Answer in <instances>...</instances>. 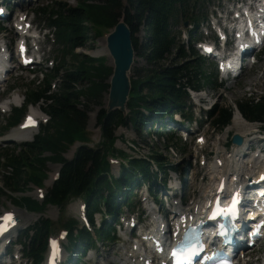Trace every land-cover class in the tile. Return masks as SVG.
Wrapping results in <instances>:
<instances>
[{
	"label": "trees",
	"instance_id": "1",
	"mask_svg": "<svg viewBox=\"0 0 264 264\" xmlns=\"http://www.w3.org/2000/svg\"><path fill=\"white\" fill-rule=\"evenodd\" d=\"M209 1L80 0L75 7L59 4L55 8H40L48 25L56 28V39L61 45L59 61L44 76L42 85L28 87L24 105L14 109L7 126L19 121L28 103L39 101L43 102L42 108L50 120L41 126L31 142L21 143L13 149L0 148V171L4 172L0 174V201L7 197L17 207L42 213L48 205L60 210L70 198L82 196L89 205L88 216L92 223L95 212L103 214L96 229L95 242L114 240L118 214L122 207L129 208L133 188L145 182L152 191L157 180L164 185L169 170L175 168V164L163 158L161 153L151 151L148 157L130 156L127 164L120 166L117 176H108L107 157L115 153L126 155L115 148L118 139L116 128L130 125L140 136L151 129L152 123L159 124L158 137L163 135L167 144H173V139L178 137L172 129L163 133L164 123L173 121L175 111L186 115V119L192 118V113L185 110L189 95L181 85V78L184 77V82L194 89L205 84L219 86L215 75L203 70L204 60L194 49L189 45L187 51L179 43V31L174 29L187 21L191 25L189 37L195 36L197 27L206 19L205 3ZM120 18L125 20L131 31L135 56L141 58L146 66L136 68V77H130L131 90L125 115L118 110L107 112L103 107L99 108L96 122L101 138L92 148L82 142L87 139V105L81 100L87 103L101 100V93L108 89L109 84L105 80L111 75L112 67L105 64L103 57H93L75 49L85 47L92 36L101 35L102 30L111 28ZM90 27L94 29L93 34ZM55 78H59V86L56 91L49 92L50 82ZM83 82L88 84L82 86ZM248 99L235 102L240 114L250 120L264 121V96L256 102ZM231 111L230 107L217 102L207 114L213 125L221 128L230 121ZM76 141L82 144L73 156L70 159L63 157V153ZM48 161L61 166L44 199L38 202L31 196L14 195L30 184L41 185L47 176ZM52 227V220L40 215L23 230V251L33 264L42 260L45 238ZM61 227L67 230V248L71 251L68 264H80L79 260L86 251L95 246L94 238L86 228H78L74 219L64 220Z\"/></svg>",
	"mask_w": 264,
	"mask_h": 264
},
{
	"label": "rangeland",
	"instance_id": "2",
	"mask_svg": "<svg viewBox=\"0 0 264 264\" xmlns=\"http://www.w3.org/2000/svg\"><path fill=\"white\" fill-rule=\"evenodd\" d=\"M79 1L80 0H27L21 5V7L25 10H28L31 13V15L34 16L35 24H37L38 26L46 27L47 19L41 17L42 13H38V8L40 7H46V8L54 7L55 8L59 4L68 5L70 7H75ZM228 1L231 2L232 0H228ZM219 6L223 7V10L229 7L227 4V0H210L209 3H206L208 14L214 13L216 9L218 10ZM14 8H15V11H18L20 9L19 6H14ZM0 26H1L0 27V37L5 36L6 37L5 41L9 45H11V49H13L14 47L13 40L16 39V35L12 31L10 24L6 22L5 20H3ZM90 29L92 31L91 32L89 30L90 33L93 34L94 29L92 27H90ZM203 29L204 31L206 30L204 26H203ZM199 31H200V28L198 29L197 37L200 35ZM202 34L205 37V34L203 32ZM137 35L140 36V33H138ZM103 39H104V35L92 36L91 40H88L85 47L77 48L75 51L80 52V53H86L94 57L102 56L103 57L102 60H104L105 64L108 66H111V59L109 55L107 54L106 50L105 52L96 54L97 50L102 49V47L105 48ZM40 40H41L42 51L45 55V58L47 59V60L45 59L46 60L45 67H48L49 60L57 59L55 58V56L60 53L59 50L61 49V45H58V43L57 44L54 43V39L52 35L41 36ZM259 56H260V61L256 63L255 65L244 69L243 73L241 74L239 78L235 80L231 79V80L225 81L223 85L219 87L218 89H214L211 87H204L201 90V92H197L196 95L198 96H195L194 94L191 99V103L194 105V109L192 110L193 117H195L194 119L198 120V116L200 115L201 119L203 120L202 123L205 122L206 117H204V113L201 111L198 105L194 104V102L201 100L200 97L207 98L209 97V95H211L210 101L214 102L216 100L217 102L225 106H229L233 108V114H236L235 105H233L236 101H239L241 99H246V98L253 99L255 97H259L260 95L263 96L264 95V74L261 75L262 73L261 71H263L261 66H262V63L264 62V46L261 52L259 53ZM12 66L14 67L11 68V71L9 73L7 80L0 87V102L3 99L11 97L13 95H16L18 99V101L15 103L16 105H11L8 108V110L5 112L0 111V148L7 147L9 149H13L18 143H20V141H15V142L12 141L13 139L9 138L11 130L4 132L3 131L4 129L2 127L5 125L6 120L8 119V116L10 119V115L13 114L14 109L19 107V105L23 102L24 97H25V91L28 89V87L30 86L35 87V88L39 87L44 78L43 76L44 72H48V70H44L45 69L44 66H42L40 69H37V70H25L24 68H21L20 66H15V63ZM145 66L146 65L144 61L141 58L135 56L134 62L130 69V77H136L135 75L136 68H141ZM211 67H212L211 62H209L208 60H205L203 64V69L206 71V73H208L211 70ZM40 72H42V75ZM105 81L108 83V79H106ZM52 83H55V87L54 88L51 87L50 92L57 90L59 86V80L56 79L52 81ZM87 84H88L87 82H83L82 86H86ZM106 94H107L106 90L101 93V100L99 102L91 101L87 103L85 100H81L83 103L87 105V122H86V134H85L87 139L86 141H82V142H84L87 146L92 147V148L97 146V143L101 138L100 130L96 122V114L100 107L105 108L104 105L106 101ZM200 103L202 102L200 101ZM204 103L206 105L208 104L206 101ZM42 107L43 105L41 101L36 105L27 104L25 112L31 111L32 108L34 110L40 109L43 112L44 110L42 109ZM80 108L83 109L84 107L80 106ZM42 118H44V114H42ZM189 125H191L192 128L194 129L195 127L194 123L193 124L190 123ZM198 126H199V123H198ZM240 128H244V127L242 126V127H239L238 129ZM147 129L148 127H146V130ZM177 131L180 135H181V132H183V130L182 131L177 130ZM248 131H250V128L247 127L246 132ZM37 132H38V128L32 132L33 136L37 134ZM217 132H218L217 130H213L212 127L207 122H205L202 126H200V133H199L200 135L204 136L205 142L203 145L202 143H196L195 141L196 136L199 134L189 136L186 139L183 138L184 136L182 135L181 136L182 138L178 137L176 140H174V144L169 145L174 150L170 152L168 151L169 146L167 148H164L165 147L164 143L161 140L159 141L157 137H152L150 134H147L149 133L148 131L146 132L144 131L142 135L139 136L135 132V130L130 125H128L124 128L123 127L116 128L115 135L119 137V140L116 141L115 147L118 150L125 151L126 153H128L127 155H132V156H138V155L147 156V155H150L151 151H157L161 153L163 158H167V160L175 164V168L177 169L178 174H180L181 169H184V168L186 170L188 169V173H185L182 175V172H181L182 179L185 181V184H184V190L180 194L181 198L184 199L186 202H188L192 200L193 198L200 200L201 195L203 194V190H206V192H208V189H210L209 186L211 185L210 183L211 176L209 174V168H208L209 165L207 164L208 166L207 165L201 166V161L199 163V157L194 159V155L197 154L199 151L207 153L209 155V158H208L209 163L214 159V157L216 156L221 157L222 156V153H221L222 145L219 143L226 141V137H224L223 134L217 135ZM233 132L235 133V130ZM16 139L22 140L24 138L16 137ZM132 142H134L135 144L134 148H131ZM80 144H81L80 142H75L73 145H71L68 148V150L65 152L64 157L67 158L69 156L68 158H70V156H72V152H74L76 148L79 147ZM252 145L253 143L251 142L250 146ZM255 148L256 146L254 145L253 148L249 151L250 155H248V157L246 156V158L244 159L251 158V154L253 151H255ZM228 150L230 151V149ZM228 154L230 155L231 153H228ZM114 156L116 155L114 154ZM116 158H119V157H116ZM236 160L237 159H235L236 163H234V161L233 160L231 161L230 159L226 160V163H225L227 164L226 167L229 168L230 170L234 168V166L238 162ZM252 164H253V169H255V171L258 170V168H260V166H258L260 164V161H258L257 163L255 161V163H252ZM58 168H59V164L57 162L48 161L46 164V170H45L47 177L43 180L41 188H37L36 186L30 184L24 187L22 191L14 193V195L16 196H20V195L29 196L30 195L35 198L36 197L39 198L38 191L45 193L46 189L51 185L50 181L54 173L58 170ZM117 170H118L117 163L112 164L111 175H114V176L117 175ZM2 173H4L3 170L0 171V174ZM174 174H175L174 172L170 171L168 174V178L174 177L175 176ZM157 183L158 185H160L159 180L157 181ZM168 201L170 202V200ZM134 202L138 204L139 210L140 209L142 210V204H141L138 194L135 195ZM165 204L167 205L168 203H165ZM76 205L77 204H75L74 206L68 205L66 206L65 210L61 212L59 211V209H57V207L49 206L42 212V214L44 216L51 218L54 223L55 229H58L64 219H66L67 217L77 216L76 213L72 210L74 207H76ZM3 209L13 210L17 214V216L19 214H22L24 216L23 217L21 215L19 217L20 219L19 226H18L19 229L24 228L26 225L32 224L39 216L38 213H30V212L25 211L23 208L13 206L9 202L7 197L1 198L0 212ZM124 211H125L124 214L128 212L126 210ZM134 211H135L134 215L138 214L137 208ZM141 217L144 220L142 224H140V226H143L145 224L148 225L150 223V218L145 216V212L143 213ZM97 220H99V218ZM118 223H119V226H117V228L122 226L120 225V220ZM137 228L138 227L133 229V231L134 230L137 231ZM54 232L55 230L53 231V233ZM119 235H120V238L118 237L115 242L107 241L103 243H98L96 247L89 250L86 253V255L82 259H80V262H81L80 264H104L105 261L102 259H104L105 257L107 258L108 256L112 257L111 258L112 261L109 264H121L119 260V257H120L119 253H120V250L122 249V245L127 246V247L129 246V243L125 242L123 239L127 238L128 240H131V241H134V240L128 237V232H125V235H124V232L122 231V229L121 230L119 229ZM17 239H18V233L15 230L11 234L10 240L16 241ZM63 243H66V240H64ZM258 250L260 249L255 248L252 251V253H250V255L245 257L244 261L249 259L251 260L253 264V262L256 260L258 264H264V259H262L264 255L263 253H261V251H260V254H258L259 252ZM12 251L14 255L11 258L12 264H29L28 262L23 260V258L15 259L21 253V246L16 245L12 249ZM240 264H243V262H241Z\"/></svg>",
	"mask_w": 264,
	"mask_h": 264
},
{
	"label": "water",
	"instance_id": "3",
	"mask_svg": "<svg viewBox=\"0 0 264 264\" xmlns=\"http://www.w3.org/2000/svg\"><path fill=\"white\" fill-rule=\"evenodd\" d=\"M105 48L111 59L112 73L108 78V100L104 105L107 112L118 110L127 113L126 102L131 90L130 69L135 52L131 40V31L123 18H120L107 32ZM232 141L240 144L242 138L235 134Z\"/></svg>",
	"mask_w": 264,
	"mask_h": 264
},
{
	"label": "bare ground",
	"instance_id": "4",
	"mask_svg": "<svg viewBox=\"0 0 264 264\" xmlns=\"http://www.w3.org/2000/svg\"><path fill=\"white\" fill-rule=\"evenodd\" d=\"M258 4H262L261 2H259ZM33 34H35V32H33ZM104 41V40H103ZM104 44H105V42H104ZM105 50H106V48H104V47H102V49H100V50H97V53L96 54H100L101 52H105ZM106 52H107V50H106ZM6 63H7V58H6V56H1L0 57V66H5L6 65ZM246 64V62H244L243 63V66ZM112 65V64H111ZM9 71H10V69H8ZM107 100H108V93L106 94V101H105V104L107 103ZM18 101V99H17V97H16V95H13V96H11V97H8V98H5V99H3L1 102H0V109H2V110H6L7 109V107H9V106H11L12 104H15L16 102ZM233 105H235V103L233 104ZM34 114H36V115H38V116H40L41 114L39 113V112H37V111H32ZM235 112H236V114H234V116H233V118H232V120H234V124L233 125H231V126H229L226 130H225V134H228L229 133V131H231L233 128L234 129H236V131H237V133L239 134V135H241L242 137H247V135H248V133L250 132V131H248V132H246L247 131V127L248 128H250V125L249 124H245V123H243L242 121H241V119H240V117H239V115H241L240 114V112L238 111V109L236 108V105H235ZM244 127V128H240V129H238L239 127ZM33 129L32 128H25V129H20L19 127H16V128H13V129H11V133H10V139H13L12 141H24V140H27V139H29L30 137H32V135H33ZM23 137L24 139H22V140H17L16 139V137ZM7 138V137H6ZM250 140H253V138H247V140L245 139V141H246V143H247V145L249 146V145H251V143H249V141ZM245 153V152H244ZM246 153H247V151H246ZM245 155H247V154H243L242 156H241V160H240V162H241V166H240V169L238 170V171H236V175L237 176H241V177H243L244 179H245V177H250L251 175H253L255 178H257V176H258V173L260 172V171H262V170H258L255 174H254V172H253V169H252V166H248L249 164H250V159H246V160H242L244 157H245ZM237 159H239V157L237 158ZM238 161V160H237ZM239 164V163H238ZM221 166V167H220ZM225 168V165L224 164H222L221 165V160H218V161H215V162H213L211 165H210V170H211V174H214V173H220V172H222L221 171V169H224ZM227 172V171H226ZM51 182V181H50ZM48 185V184H47ZM258 187V186H257ZM181 188H184V184L183 185H180V189ZM260 192L261 190H260V188L257 190V191H255V192ZM193 201V205H186L185 206V208L187 209V210H189L190 211V213H192L193 212V210H194V205L196 204V200H192ZM182 209H184V205H182ZM73 210L75 211V212H80L81 211V208H80V205H79V203L76 205V207H74L73 208ZM22 214H19L18 216L20 217ZM23 216V215H22ZM24 217V216H23ZM158 221L159 219L158 218H154L152 221H151V223H150V225H152L155 221ZM23 222V221H22ZM164 234H167V231H164ZM94 242H95V240H94ZM135 243H130L129 244V246L127 247L128 249H122V253L120 254V260H129V259H137V258H140V252L138 251V249L136 248V246L134 245ZM86 253H87V251H86ZM111 258L112 257H105L104 259H102V260H104L105 262V264H109L112 260H111ZM144 259H146V258H144ZM246 264V263H245Z\"/></svg>",
	"mask_w": 264,
	"mask_h": 264
},
{
	"label": "snow or ice",
	"instance_id": "5",
	"mask_svg": "<svg viewBox=\"0 0 264 264\" xmlns=\"http://www.w3.org/2000/svg\"><path fill=\"white\" fill-rule=\"evenodd\" d=\"M235 203H236V201H235V199H234L233 208H234ZM233 208H230L229 211H233ZM0 219H11V216H10V214H9V216L4 217V218H0ZM221 234H223V233H221ZM193 251H194V250H193ZM176 255H177V253H176V252H173V256H176ZM178 264H179V261H178Z\"/></svg>",
	"mask_w": 264,
	"mask_h": 264
}]
</instances>
